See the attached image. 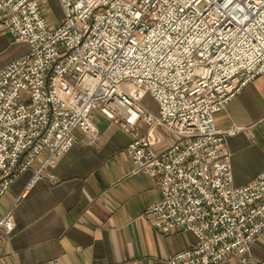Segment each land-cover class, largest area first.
<instances>
[{"label": "built area", "instance_id": "built-area-1", "mask_svg": "<svg viewBox=\"0 0 264 264\" xmlns=\"http://www.w3.org/2000/svg\"><path fill=\"white\" fill-rule=\"evenodd\" d=\"M59 2L63 17L52 26L40 0H0V26L29 44L0 69V199L44 154L24 191L42 178L75 130L96 144L100 110L129 130L134 170L158 179L162 198L148 207L155 227L195 235L172 264L229 256L264 264L253 252L264 243V169L236 185L226 141L238 128L216 124L264 74V0ZM146 94L157 111L143 103ZM159 129L176 140L157 148ZM15 226L11 207L0 227Z\"/></svg>", "mask_w": 264, "mask_h": 264}, {"label": "crops", "instance_id": "crops-1", "mask_svg": "<svg viewBox=\"0 0 264 264\" xmlns=\"http://www.w3.org/2000/svg\"><path fill=\"white\" fill-rule=\"evenodd\" d=\"M40 3L51 25L59 24L63 17L59 0ZM28 50V42L0 26V69ZM93 118L99 129L96 144H88L84 132L75 130L71 147L43 170L31 188L24 191L44 154L1 197L0 218L12 207L16 226L10 232L0 227V264L53 259L60 264H172L173 254L195 242L190 231L164 233L155 227L148 207L162 198L158 179L134 170L127 128L100 110H94ZM216 124L238 128L226 144L234 182L245 185L264 169V74L216 114ZM153 135L159 149L177 138L163 129ZM253 252L264 257L259 244ZM218 264L240 263L238 257L229 256Z\"/></svg>", "mask_w": 264, "mask_h": 264}, {"label": "rangeland", "instance_id": "rangeland-1", "mask_svg": "<svg viewBox=\"0 0 264 264\" xmlns=\"http://www.w3.org/2000/svg\"><path fill=\"white\" fill-rule=\"evenodd\" d=\"M204 3H201L200 6L202 7ZM63 12V10H62ZM143 103L148 106L150 109L157 111L158 110V103L155 99H153L149 94L145 95L143 98ZM171 134V133H168ZM259 245L264 249V243H259Z\"/></svg>", "mask_w": 264, "mask_h": 264}]
</instances>
